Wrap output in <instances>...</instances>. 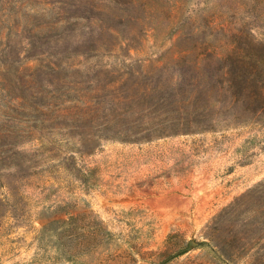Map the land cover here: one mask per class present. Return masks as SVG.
I'll return each instance as SVG.
<instances>
[{
  "label": "rangeland",
  "instance_id": "1",
  "mask_svg": "<svg viewBox=\"0 0 264 264\" xmlns=\"http://www.w3.org/2000/svg\"><path fill=\"white\" fill-rule=\"evenodd\" d=\"M181 1L0 0V264H264V99L174 51L264 0Z\"/></svg>",
  "mask_w": 264,
  "mask_h": 264
},
{
  "label": "trees",
  "instance_id": "2",
  "mask_svg": "<svg viewBox=\"0 0 264 264\" xmlns=\"http://www.w3.org/2000/svg\"><path fill=\"white\" fill-rule=\"evenodd\" d=\"M182 2L181 0H164L162 7L165 8L166 4L167 6L170 5L171 9L177 10ZM133 4L137 9L148 5L145 2ZM209 15L204 14L202 19L209 21ZM196 16L198 17V14ZM214 31L213 41L195 39L190 34H181L175 39L174 51L183 53L181 58L175 62L176 70L179 72L177 80L181 84L187 83L189 86L200 84L204 76L200 69H205L211 64L220 63L227 68L236 69L232 72L233 74L226 72L230 87L240 88L239 94H249L256 101L264 99V43L254 39L244 27L233 29L229 24L223 23ZM182 63L187 64L188 69L186 71L182 69ZM243 83H247L246 87L242 86ZM159 89H163V87L161 86ZM183 93L184 90L181 92L176 91L173 95L178 97ZM163 100L166 101V98ZM223 221L224 219L215 221V226L208 232L211 239L214 240L217 237L216 235ZM190 264L200 263L191 262Z\"/></svg>",
  "mask_w": 264,
  "mask_h": 264
}]
</instances>
